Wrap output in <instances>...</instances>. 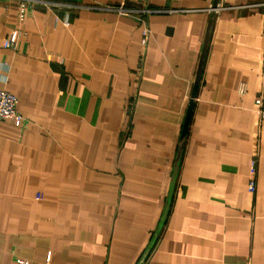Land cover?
I'll return each mask as SVG.
<instances>
[{
	"label": "crops",
	"instance_id": "crops-1",
	"mask_svg": "<svg viewBox=\"0 0 264 264\" xmlns=\"http://www.w3.org/2000/svg\"><path fill=\"white\" fill-rule=\"evenodd\" d=\"M17 5L0 264H264V0Z\"/></svg>",
	"mask_w": 264,
	"mask_h": 264
},
{
	"label": "built area",
	"instance_id": "built-area-1",
	"mask_svg": "<svg viewBox=\"0 0 264 264\" xmlns=\"http://www.w3.org/2000/svg\"><path fill=\"white\" fill-rule=\"evenodd\" d=\"M30 0H17L18 15L20 21H22L26 14L27 5ZM149 11V9L144 10ZM22 31L18 28L12 30L3 40V47L15 50L18 46ZM244 89L242 88V92ZM17 99L16 97L6 90L0 89V120L13 119L23 121L22 116L16 109ZM256 110L262 120H264V99L257 97L255 99ZM254 173H255V161L252 160L250 164V180L248 182V188L250 191L254 190Z\"/></svg>",
	"mask_w": 264,
	"mask_h": 264
},
{
	"label": "rangeland",
	"instance_id": "rangeland-1",
	"mask_svg": "<svg viewBox=\"0 0 264 264\" xmlns=\"http://www.w3.org/2000/svg\"><path fill=\"white\" fill-rule=\"evenodd\" d=\"M135 6V5H134ZM134 6H132V7H134ZM129 8V6H122V8ZM131 8V7H130ZM137 8H142V7H137Z\"/></svg>",
	"mask_w": 264,
	"mask_h": 264
}]
</instances>
